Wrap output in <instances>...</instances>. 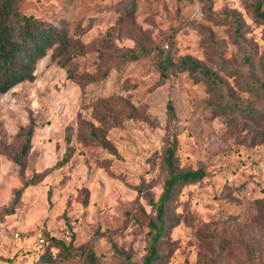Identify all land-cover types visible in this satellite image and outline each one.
<instances>
[{
	"label": "rangeland",
	"instance_id": "rangeland-1",
	"mask_svg": "<svg viewBox=\"0 0 264 264\" xmlns=\"http://www.w3.org/2000/svg\"><path fill=\"white\" fill-rule=\"evenodd\" d=\"M19 0L25 14L62 26L78 38L79 55L68 66L39 59L31 81L0 93V264H85L92 248L97 264H122L115 251L141 262L152 201L161 193L162 158L175 134L178 170L202 168L205 176L181 188L178 223L166 233L164 264H264V136L188 71L159 82L160 54L203 63L222 77L242 107L264 106V93L243 91L239 74L218 68V57L251 79L264 80V23L253 3L264 0ZM84 29V31H82ZM153 51L137 60L126 52ZM68 70L73 71L70 77ZM171 105L172 113L168 108ZM229 105L228 108H230ZM110 108L116 125L105 131L115 153L89 141L88 124ZM33 125L24 170L12 155ZM264 131V123L256 126ZM72 154L63 165L68 146ZM53 167V168H52ZM48 170L14 192L34 172ZM62 239L74 254L38 258L36 236ZM46 237V238H45Z\"/></svg>",
	"mask_w": 264,
	"mask_h": 264
},
{
	"label": "trees",
	"instance_id": "trees-1",
	"mask_svg": "<svg viewBox=\"0 0 264 264\" xmlns=\"http://www.w3.org/2000/svg\"><path fill=\"white\" fill-rule=\"evenodd\" d=\"M19 0H0V93H4L23 81H31L34 78V70L39 59L44 57L49 50H52L51 57L60 67L68 66L69 63L79 55L78 46L80 40L72 39L68 36L67 31L62 26H55L46 23L31 14H25L19 11L17 3ZM131 6V0L121 5L122 9ZM253 20L256 23H264V9L261 2L252 4ZM84 31V29L82 30ZM153 47L150 45H141L134 53L126 52L123 55L124 60L132 61L150 54ZM218 68L225 70L228 74L235 76L239 74V83L243 91L252 95L264 93V80L251 79L244 71L234 66L226 60L218 57L215 61ZM159 72V82H163L169 73L176 74L182 71H188L192 78L197 82L206 85L208 91L216 98L224 101L222 104H214V109L219 113H227L230 109H235L233 116L236 119H247L255 127V133L260 137L264 136V131H260L256 123H264V106H255L249 104L242 107L238 102H234L228 92H226L222 77L215 70L206 67L203 63L183 56L174 60L169 55L160 54L157 63ZM69 76L74 77L73 71L68 70ZM229 105H231L230 108ZM168 108L172 113L170 104ZM98 126L92 123L88 124L87 136L89 141L106 149L110 153H115L112 143L106 138L105 131L116 125L115 117L112 115L110 108L96 115ZM25 132L24 140L19 149L12 155L19 165V171L24 170V158L30 149V139L33 132V125L30 123L27 127H22ZM70 135L66 137L68 146L61 160L56 162L53 167L66 163L71 154L72 148L69 145ZM176 137L175 134H168L167 145L164 150L162 164L164 169V178L161 193L156 201H152L154 213L149 219L146 232V251L139 264H164L169 254L163 249L166 233L169 229L178 223L175 218V204L180 190L188 184L200 181L205 172L202 168L192 170H178L175 156ZM52 167V168H53ZM48 170L34 172L28 179L24 180L21 187L14 192V199L10 209L5 214H11L13 205L17 202L20 191L28 185H34L39 182ZM46 238V237H45ZM47 241L38 258H43L51 253L52 248L58 250L56 255L62 253L64 256L74 254L75 248L71 244H66L62 239L55 237L46 238ZM116 257L121 260L122 264H137L131 260V254L123 251H115ZM98 256L90 248L84 255L85 264H97Z\"/></svg>",
	"mask_w": 264,
	"mask_h": 264
},
{
	"label": "built area",
	"instance_id": "built-area-1",
	"mask_svg": "<svg viewBox=\"0 0 264 264\" xmlns=\"http://www.w3.org/2000/svg\"><path fill=\"white\" fill-rule=\"evenodd\" d=\"M36 239L38 245H41L44 242V237L40 233L37 234Z\"/></svg>",
	"mask_w": 264,
	"mask_h": 264
}]
</instances>
